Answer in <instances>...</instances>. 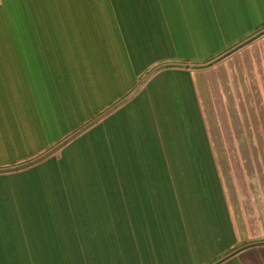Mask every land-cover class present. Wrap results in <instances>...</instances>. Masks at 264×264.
Returning a JSON list of instances; mask_svg holds the SVG:
<instances>
[{"label": "crops", "instance_id": "crops-1", "mask_svg": "<svg viewBox=\"0 0 264 264\" xmlns=\"http://www.w3.org/2000/svg\"><path fill=\"white\" fill-rule=\"evenodd\" d=\"M257 35L264 0H0V169L109 111L0 172V264H264Z\"/></svg>", "mask_w": 264, "mask_h": 264}, {"label": "water", "instance_id": "water-1", "mask_svg": "<svg viewBox=\"0 0 264 264\" xmlns=\"http://www.w3.org/2000/svg\"><path fill=\"white\" fill-rule=\"evenodd\" d=\"M199 65H194V67H198ZM203 66V65H200ZM117 107V106H116ZM116 107H113V109H111V111H113ZM108 112L102 114L100 117H98L97 119H95L94 121L90 122L89 124H87L86 126H84L82 129H80L78 132H76L75 134H73L70 138L66 139L64 142H62L60 145H58L57 147L51 149L48 153L42 155L41 157L35 159L32 162H29L27 164L24 165H19L16 167H12V168H7V169H0V172H9V171H14V170H20L26 167H29L33 164H36L42 160H44L45 158H47L48 156H50L51 154H53L56 150H58L61 146L65 145L66 143H68L70 140H72L73 138H75L76 136H78L79 134H81L82 132H84L85 130H87L89 127H91L94 123L98 122L101 118H103Z\"/></svg>", "mask_w": 264, "mask_h": 264}, {"label": "rangeland", "instance_id": "rangeland-1", "mask_svg": "<svg viewBox=\"0 0 264 264\" xmlns=\"http://www.w3.org/2000/svg\"><path fill=\"white\" fill-rule=\"evenodd\" d=\"M264 36H260V35H257V36H255V43L258 45V43L259 42H261V43H263L264 42ZM233 51V50H232ZM231 52V51H230ZM229 56V55H228ZM228 56H227V53H223L222 55H220V56H218V57H215L214 59H212L211 61H209V62H212V61H214V60H221V59H226V58H228ZM261 61H263L264 62V58H262L261 59ZM205 63H208V62H203V63H199V64H205ZM261 128H264V123H262L261 124ZM60 149V148H59ZM58 149V150H59ZM58 150H56L55 152H57ZM59 152V151H58ZM20 224L21 225H26V218L24 219V218H21L20 219Z\"/></svg>", "mask_w": 264, "mask_h": 264}]
</instances>
